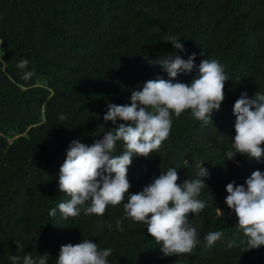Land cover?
<instances>
[{"label": "trees", "instance_id": "obj_1", "mask_svg": "<svg viewBox=\"0 0 264 264\" xmlns=\"http://www.w3.org/2000/svg\"><path fill=\"white\" fill-rule=\"evenodd\" d=\"M169 34L184 51L166 41ZM192 53L196 67L173 82L190 84L200 62L215 59L229 78L225 100L207 124L190 110L173 114L160 149L133 158L128 194L171 167L183 183L203 166L209 176L198 199L205 207L188 216L201 243L190 254L165 256L147 226L126 217V201L102 216L82 211L65 219L58 205L70 197L59 190V170L69 144L102 139L114 126L104 121L108 104H130L132 90L149 79H171L158 59ZM25 59L27 67L18 68ZM27 71L33 75L23 79ZM243 92L264 94V0H0V264L30 252H47L56 264L62 245L84 239L113 250L108 264H264V246L248 249L225 203L227 184L264 172V156L227 160ZM122 150L117 142L112 155ZM216 231L223 236L207 247L205 237Z\"/></svg>", "mask_w": 264, "mask_h": 264}, {"label": "clouds", "instance_id": "obj_2", "mask_svg": "<svg viewBox=\"0 0 264 264\" xmlns=\"http://www.w3.org/2000/svg\"><path fill=\"white\" fill-rule=\"evenodd\" d=\"M176 50L184 51L179 38L166 36ZM196 53L185 60L179 55L169 54L155 64L171 79H149L139 89L132 90L131 103L108 104L105 123L114 125L96 139L92 145L74 139L66 150V159L59 170V190L70 197L58 205L61 215L76 217L84 215H104L108 205L117 206L124 202L127 218L147 226V233L161 245L165 256L190 254L201 243L195 227L188 220L189 214L198 215L205 203L198 199L208 170L203 166L198 178L186 179L178 183L179 176L171 167L155 178L152 183L137 193H129V167L135 157L148 158L158 151L171 131L172 115L177 118L187 111L208 123L214 111H219L225 100V83L229 80L223 65L215 59H204L198 68V77L190 84L173 82L181 73H191L196 67ZM29 61L19 62L17 67L25 69ZM33 73L24 72L23 79ZM233 114L235 137L232 149L226 152L227 160H235L237 154L260 160L264 156V94L256 92L249 98L243 92L235 101ZM63 115L60 120H64ZM124 121V123H117ZM123 142L120 155H112L117 142ZM228 195L225 203L235 214L238 228L246 237L249 250L264 246V172L253 171L245 184L235 181L226 185ZM126 194L127 197H126ZM56 209L50 215L55 216ZM121 221L116 227L123 230ZM111 227V226H109ZM223 232L216 231L205 237L206 246L212 247ZM20 251L23 245L17 243ZM232 245L229 244V247ZM111 248L99 250L98 245L88 239L78 244L62 245L56 264H108ZM50 254L33 257L32 253L23 256H10L12 264H48Z\"/></svg>", "mask_w": 264, "mask_h": 264}]
</instances>
